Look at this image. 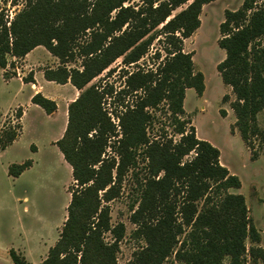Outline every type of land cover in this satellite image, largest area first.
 Returning <instances> with one entry per match:
<instances>
[{"label":"trees","instance_id":"trees-1","mask_svg":"<svg viewBox=\"0 0 264 264\" xmlns=\"http://www.w3.org/2000/svg\"><path fill=\"white\" fill-rule=\"evenodd\" d=\"M10 1L17 5L18 0ZM22 1L11 19L0 11V69L8 57L21 59L41 46L59 61L57 68L43 70L44 79L69 83L79 92L55 143L72 169L67 215L39 264H116L125 227L111 225L108 203L118 197L123 177L139 155L146 161V175L130 222L135 226L132 238L143 245L127 264H164L170 257L183 264H264L261 237L245 199L230 192L241 188L239 178L220 164L219 150L198 139L184 118L185 91L193 89L201 97L204 78L195 72L191 54L183 51V41L199 28L202 8L215 0H142L136 10L123 6L131 0ZM219 34L217 44L225 57L216 69L234 95V129L255 160L254 143H264L257 121L264 111V0H243L237 10H225ZM155 40L164 52L154 53L161 60L156 69L130 73L126 90L115 93L141 95L120 117L122 137L113 140L115 127L102 107L105 94L113 91L87 86L117 59L136 64ZM77 60L79 68L68 66ZM27 81H33L32 75ZM31 103L47 115L56 111L55 102L40 93ZM161 104L177 140L166 132L154 138L148 134L150 110ZM220 115L225 117L224 111ZM18 134L0 135V151ZM31 166V160L11 164L8 175L18 178ZM9 258L12 264H30L14 249Z\"/></svg>","mask_w":264,"mask_h":264},{"label":"rangeland","instance_id":"rangeland-1","mask_svg":"<svg viewBox=\"0 0 264 264\" xmlns=\"http://www.w3.org/2000/svg\"><path fill=\"white\" fill-rule=\"evenodd\" d=\"M242 2L243 0H217L204 6L200 14L199 28L191 37L183 41V51L191 54L195 72H200L204 78V91L201 97L193 89H189L185 94L183 108L186 113L184 118L191 121L197 138L216 147L220 152V162L232 175L239 178L241 188L232 189L230 192L243 195L248 215L261 237L259 246L264 250V143L259 141L254 143L257 156L253 160L233 126L236 119L230 103L233 102L234 95L231 89L222 83L216 69L217 64L225 57L224 51L217 44L220 38L219 25L224 20V11H235ZM141 4L142 0H131L123 6L136 10ZM22 7V0H18L15 6L10 0H0V11L3 10L10 19ZM124 29L125 27L122 30ZM158 50L163 56L161 44L155 40L146 55L136 64L128 66L121 58L117 59L109 69L88 84L87 87L94 84L104 92H110L111 89L113 91V95L105 94L102 104L115 127L113 140L122 137L120 117L127 112L128 107L133 108L137 101L136 97L141 95L140 92L137 95L129 93L121 96L115 93L126 90L125 83L130 73L138 70H155L161 61L154 58V53ZM44 54L43 51L38 50L33 56L43 59ZM79 64L80 60H77V63H70L68 66L79 68ZM61 91L65 95L72 93L70 87H64ZM29 94L28 86L18 93L15 85L4 86L0 77V123L2 116L8 114L12 121L7 127L3 125L5 128L1 130L3 134H0L2 138L11 130L17 134L20 132L18 114L21 109L16 105L21 106L26 112L22 120L24 133L19 142L0 157V248L19 245L25 234L26 236L30 234L25 239L31 241L36 236L43 237L46 242L52 241L53 236L57 237L59 224L66 216L69 190L73 186L71 172L60 161L57 148L51 145L60 132L62 120L55 122L47 120L39 109L26 108L29 106ZM15 96H17L16 102L13 100ZM221 111H224L225 117L220 115ZM150 112L153 115V123L147 130L150 138L158 137L163 132L175 140L179 138L172 131L173 127L165 104H161L160 109ZM257 121L264 132V111L257 115ZM32 144L39 149L37 155H34L30 149ZM107 154L113 155L110 149H107ZM28 160L34 161V165L20 178L8 175V167L11 164H21ZM145 175L146 161L139 155L136 166L129 168L123 177L118 197L108 203L111 225L123 224L125 227V235L119 244L117 264H127L132 253L143 245L141 241L132 238L135 226L130 222V215L132 206L139 198L140 182L142 183ZM25 208H28V212L24 210ZM105 238L107 241L110 240L109 235ZM7 254L9 256V251L6 249L0 251V259L3 262ZM164 264L183 263L175 262L173 257H170Z\"/></svg>","mask_w":264,"mask_h":264},{"label":"crops","instance_id":"crops-1","mask_svg":"<svg viewBox=\"0 0 264 264\" xmlns=\"http://www.w3.org/2000/svg\"><path fill=\"white\" fill-rule=\"evenodd\" d=\"M215 1H217V0H215ZM38 50H41L45 53L43 59H38L37 57L33 56V54ZM58 66H59L58 59L53 57L43 47L38 46L35 49H33L32 51H30L25 57H23L21 59L9 57L7 59L6 67L4 69H0V77H1V80L4 84V86L8 87L10 85H15L17 87L18 93L22 92L24 90V88L27 86L30 88V94L28 97L29 106H27L26 108L35 107V108L39 109L40 111L43 112V114L45 115L47 120H51L54 122L59 120V119L62 120V127L60 129V132L54 138V141L51 142V145H53V146H55V143L62 137L64 130L66 128L67 108H68L69 103L73 102L78 96V91L69 83H67L65 85H59V84H56L54 82L46 81L44 79V76H43V70L44 69H55ZM30 75H32V80H33L32 82L27 81V80H29ZM64 87H70L72 89V93L69 95L63 94L61 89ZM188 90L189 89H187L185 91V94ZM37 93H40L43 97L50 99L51 101H54L56 104V111L50 115H47L40 107L32 104L31 98L33 97V95H35ZM13 100L16 102L17 96H15V98ZM16 106L21 108V111H22L21 118L19 119L21 130H20L16 140L13 141V143H11L9 146H7L3 151H0V157L2 155H4L7 151L12 149L19 142L21 136L24 133L22 120H23L26 112L22 109L21 106H19V105H16ZM183 106H184V102H183ZM2 118L3 119L0 123V132L2 129L4 130V128H5L3 126L4 124L6 125V127L8 125L12 124V121L10 120V114L4 115V116H2ZM32 145L33 146H32V148L30 146V149L34 155H37L39 153V149L35 144H32ZM57 153H58V157H59L60 161L63 163V165H65V167H67L69 172H72L71 167L65 162V160H64L62 154L60 153V151L58 150V148H57ZM220 161L221 160L219 157V162ZM220 164L223 166V164L221 162H220ZM33 165H34V161H32V166ZM32 166L30 168H32ZM20 176L18 178H20ZM70 197H71V195L69 193V201H70ZM68 204H67V206H68ZM24 210L26 212H28V208H25ZM66 215H67V213H66ZM65 219H66V216L63 218V221L59 224V228L57 229V231H58L57 237L53 236L52 241L46 242L43 239V237H41V236H36L34 238V240L31 241L30 239H25L26 237L28 238L30 234H27V236L25 234V236L19 242V245L13 244L12 246H3L0 248V251L4 250V249H6L7 251H9L10 249H14L16 251H20L30 264H39L46 257L48 250L56 243V241L59 237L61 227H62ZM32 245H34V246H32ZM33 259H34V261H33ZM8 262L10 264H12L8 254H7V258H6L5 262H3L0 259V264H8ZM116 264H117V255H116Z\"/></svg>","mask_w":264,"mask_h":264}]
</instances>
